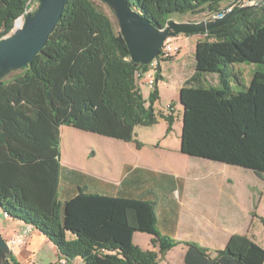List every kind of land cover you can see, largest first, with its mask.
Here are the masks:
<instances>
[{
  "label": "trees",
  "instance_id": "16d2710c",
  "mask_svg": "<svg viewBox=\"0 0 264 264\" xmlns=\"http://www.w3.org/2000/svg\"><path fill=\"white\" fill-rule=\"evenodd\" d=\"M126 1L158 29L174 14L212 13L243 2ZM31 3L39 0H0V41ZM99 3L69 0L46 46L12 78L13 72L0 80V211L34 227L60 256L83 264H159L157 253L133 242L135 233L152 235L161 254L178 244L160 233L155 201L84 188L63 200L60 192L62 126L140 148L135 128L151 127L163 117L155 109L160 62L173 57L157 59L155 84L146 100L139 81L149 65L132 61L120 29ZM218 19L211 16V22ZM194 35L203 37L195 48L196 73L217 75L219 84L180 90L181 152L252 170L264 179V5H252L206 33L185 36ZM248 63L263 69L256 67L247 87L236 66ZM165 119L168 134L174 118ZM187 246L185 264H264V249L247 236H233L214 254L196 243ZM2 264L19 263L11 253Z\"/></svg>",
  "mask_w": 264,
  "mask_h": 264
},
{
  "label": "crops",
  "instance_id": "0c3cea01",
  "mask_svg": "<svg viewBox=\"0 0 264 264\" xmlns=\"http://www.w3.org/2000/svg\"><path fill=\"white\" fill-rule=\"evenodd\" d=\"M160 68L162 80H166L168 75L175 78L179 94L186 85L208 87L210 84H219L218 78L196 73L195 52L182 60L173 56L171 61L160 62ZM145 78L143 76L139 81L143 96V87L150 88L149 79L145 82ZM168 109L175 112L177 107ZM180 111L183 117L181 104ZM60 130L62 199L74 197L80 188H84L109 197L155 201L160 233L171 237L178 244L161 255L159 243H152V235L135 233L133 242L144 251L157 252L159 264H185L187 243H196L214 254L225 249L235 235L249 237V223L255 205L250 195L251 190L257 189L251 183L258 185L264 181L254 171L193 158L183 154L181 147L180 152L160 150L156 154L157 150H151L146 145L139 148L133 142L102 137L69 126H62ZM99 141L105 152L100 149L94 152L91 148ZM187 158L219 164V175L209 173L192 177L189 173H183L178 163ZM254 174L258 180L254 179ZM5 221L9 223V233L15 237L24 234L30 227L8 218ZM23 241V246L13 251L15 260L20 264H33L30 259H36L37 250L46 245L56 251L51 264L61 257L49 239L34 227H30Z\"/></svg>",
  "mask_w": 264,
  "mask_h": 264
},
{
  "label": "rangeland",
  "instance_id": "374dc122",
  "mask_svg": "<svg viewBox=\"0 0 264 264\" xmlns=\"http://www.w3.org/2000/svg\"><path fill=\"white\" fill-rule=\"evenodd\" d=\"M253 2L254 5L263 4L264 0H250ZM226 4V3H225ZM99 6L103 9V11L110 16L112 21L115 25L119 28L118 20L113 14V11L110 7L102 2L99 3ZM39 7V3H31L29 8V13H34ZM210 12H204L199 15H180L174 14L170 21H174L176 23H198L203 21ZM14 31V30H13ZM12 31V32H13ZM12 34V33H11ZM10 34V35H11ZM9 35V36H10ZM203 37L201 35H194L187 38L185 35H178L169 39L170 44H172L173 48H175V52L173 56H178V60H182L189 55H193L195 52L197 41L202 40ZM261 66L263 69V65L260 64H238L236 66L237 72L242 74V84L245 86H249V81L252 79V76L256 72V67ZM16 72H13L9 79L12 78ZM214 78H218L217 75L208 74ZM210 77V81L212 83L213 79ZM145 82H148V78L144 79ZM144 82V84H146ZM157 88L159 91V100L155 104V109L157 113L161 114L163 117L158 119V123L151 126V127H136L135 128V139L138 143L142 145H146L151 150L152 148L156 154L160 153L159 151H172V152H180L181 147V136H182V114L180 111V94L178 91V86L176 83L175 78L172 76L167 77V79H163L158 82ZM144 91V98L146 100L149 99L150 93L153 91V87H143ZM176 106L177 110L175 112H171L168 107ZM172 115L174 121L172 123L171 131L167 134L168 129V122L166 121L165 117ZM135 143V142H133ZM94 152H98L100 150L104 151V148L101 147V142H97L96 145L91 146ZM100 149V150H99ZM180 169L183 173H189L190 176H198L202 177L209 173H212L215 176H218V168L220 165L216 163H211L208 161H202L198 159H188L183 160L182 162L178 163ZM220 169V168H219ZM250 174V173H248ZM252 174V173H251ZM254 179L258 180L259 178L254 174ZM258 178V179H257ZM264 180V179H263ZM183 181L186 182V178L183 176ZM253 187L257 186V189L251 190L252 194L250 195L251 202L254 200V212L250 219L248 235L249 239L252 240L254 243L260 245L264 249V181L260 184L256 185L251 183ZM206 189V188H204ZM4 214L0 211V232L3 238L8 242L12 240H17L19 237H15L14 234L9 233L8 226L9 224L5 221ZM15 237V238H14ZM255 237V238H254ZM24 241L20 245L12 246L11 253L16 247L23 246ZM158 244V243H156ZM155 244V245H156ZM180 244V243H179ZM154 245V244H153ZM139 247V246H138ZM56 251L51 250L50 247L43 246L40 250L36 252V259L32 258L30 261L33 264H51L52 260L56 256ZM168 251L161 254L160 245H159V253L161 255H165ZM157 253V252H155ZM158 254V253H157ZM77 264H83V261L79 258L75 259ZM20 264V263H19ZM21 264H29L28 262H23Z\"/></svg>",
  "mask_w": 264,
  "mask_h": 264
},
{
  "label": "water",
  "instance_id": "95a60500",
  "mask_svg": "<svg viewBox=\"0 0 264 264\" xmlns=\"http://www.w3.org/2000/svg\"><path fill=\"white\" fill-rule=\"evenodd\" d=\"M69 0H39L34 13L21 17L10 36L0 41V80L11 72L29 65L46 46L57 27ZM108 5L115 14L133 62L150 65L156 60L164 43L178 35L206 33L226 24L237 13L252 6L236 10L224 19L204 23H176L169 21L164 29L154 27L141 13L129 6L126 0H99ZM21 21L22 25L17 26ZM9 219V218H8ZM11 255V249L0 232V264Z\"/></svg>",
  "mask_w": 264,
  "mask_h": 264
},
{
  "label": "built area",
  "instance_id": "2783aa9c",
  "mask_svg": "<svg viewBox=\"0 0 264 264\" xmlns=\"http://www.w3.org/2000/svg\"><path fill=\"white\" fill-rule=\"evenodd\" d=\"M251 5H254L253 2L250 0H243L241 4H237L236 7H222L216 12L210 13L203 21L204 23H209L211 22V16H219V20L224 19L226 16L229 14H232L235 9L237 8H245L249 7ZM29 14V11H26V13L22 16L23 18ZM199 23V22H198ZM175 48H173L172 44H170V41L167 40L164 43V46L161 50V54L158 58L160 60H168L169 58L173 57V54L175 52ZM157 58V59H158ZM154 60L150 65H149V71L145 73L143 76H146L149 79L148 86L153 87L155 84V74L156 70L158 67V60ZM5 218H8L7 215H4ZM30 231V227L27 231L24 232V234L20 235L17 240H12L11 242H8L9 247L11 248L14 245H20L24 239V236ZM55 264H77L75 260L66 258L64 256H61L59 260Z\"/></svg>",
  "mask_w": 264,
  "mask_h": 264
},
{
  "label": "bare ground",
  "instance_id": "6f19581e",
  "mask_svg": "<svg viewBox=\"0 0 264 264\" xmlns=\"http://www.w3.org/2000/svg\"><path fill=\"white\" fill-rule=\"evenodd\" d=\"M252 6V5H251ZM219 20V19H218ZM215 21H217V20H215ZM212 22H214V21H212ZM22 25V22L21 21H19L18 22V24H17V26H21Z\"/></svg>",
  "mask_w": 264,
  "mask_h": 264
}]
</instances>
